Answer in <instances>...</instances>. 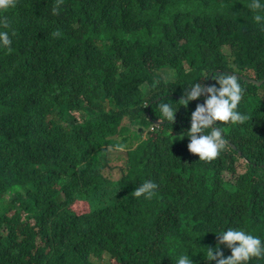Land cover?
Listing matches in <instances>:
<instances>
[{
	"label": "trees",
	"instance_id": "1",
	"mask_svg": "<svg viewBox=\"0 0 264 264\" xmlns=\"http://www.w3.org/2000/svg\"><path fill=\"white\" fill-rule=\"evenodd\" d=\"M202 1L14 0L0 10L12 40L0 49V264H176L203 257L214 246L203 231L222 225L264 240V84L253 83L264 80V23L250 0ZM161 17L171 23L153 20ZM129 37L149 44L142 67ZM38 41L55 47L49 61L32 50ZM168 63L179 78L165 91ZM223 72L240 75L237 111L248 119L218 121L228 143L200 161L182 137L199 103L184 106L179 126L159 104L177 110L183 88ZM150 131L156 139L142 140ZM140 155L163 186L154 200L131 195ZM127 157L120 180L106 176ZM227 202L246 207L228 224ZM78 203L88 211L73 210ZM192 232L203 236L187 244Z\"/></svg>",
	"mask_w": 264,
	"mask_h": 264
},
{
	"label": "clouds",
	"instance_id": "2",
	"mask_svg": "<svg viewBox=\"0 0 264 264\" xmlns=\"http://www.w3.org/2000/svg\"><path fill=\"white\" fill-rule=\"evenodd\" d=\"M200 3L204 5L202 0H200ZM12 6H14V0H0V10H5ZM247 7L250 11L255 13L254 20L258 24L264 23V0H250ZM207 8L211 13L212 8ZM55 12L56 9L54 8L53 13L55 14ZM153 20L156 23H171L169 19L163 17L154 18ZM6 27L7 22L5 20H0V29ZM124 40L133 46V51L130 53L132 62L134 65L142 67L146 59L149 44L136 37H129ZM32 43V50H35L37 55L46 53L48 61L51 55L55 53V47L48 41ZM114 43L115 41L108 42L111 47ZM11 44L12 40L10 39L9 32L0 30V49H8L10 51ZM165 46L168 47L169 54L173 48H175V46H169V41L165 43ZM209 73L203 78L205 81L209 78ZM160 76L164 79L165 91L168 90V85L170 83L176 84L179 78L177 70L171 67L169 63L167 67L162 70ZM238 77H240V75L231 72L213 73L211 74V79L214 83H211V79L209 83H201L199 80L191 83L189 87L183 88V98L180 100L183 106H180L177 110L173 109L172 105L169 103L161 102L159 104L161 117L166 122L169 121L179 126L180 124L184 125L187 120L184 106H188L189 108L190 104L199 103L191 112L189 117L190 128L187 129L186 134L185 132L183 133L182 137L187 136L189 138V143L187 145L188 151L198 155L200 161L213 160L225 148L226 143H228L224 136L225 133L222 132L223 130L216 126L218 121L230 122L233 125H237L243 124L248 119L247 115L237 111L245 91ZM263 82L264 80L259 82L253 81L257 86H262L264 84ZM117 83L118 81H115L112 92L116 90ZM165 121H155L154 124L156 126H161L166 123ZM206 130L208 131L206 132ZM143 136L144 138L142 140L148 137L156 139V134H154L153 131L146 132ZM100 142L102 141L98 140V142H96L97 145H99ZM139 146L138 144L135 148L136 151ZM120 148H123V146H118V150H120ZM121 151H125V149H121ZM126 159H128V157ZM138 160V170H128L134 174L136 183L139 185L131 195L135 198L143 196L142 199L154 200L157 197L155 193H164L163 186L159 182L148 178L149 172L145 170V168L151 165L146 162L141 155L138 157ZM116 164L117 162L110 161L109 167L111 168L105 170L106 176L110 177L111 174L114 175V179L112 180H120L123 177L122 171H125L115 166ZM8 201H10V197ZM4 204L5 203L0 204L1 209ZM232 204L233 203L230 202L221 204V210L224 214V223L227 222L228 224L229 219L232 220L233 217L246 209L245 205L242 203L237 206ZM186 206L187 208L190 206L188 202H186ZM161 207H163L162 204ZM25 217L26 216H24V218ZM31 221L35 223L34 219ZM203 232L204 235L207 234L206 237L209 241L214 239L213 248H201L202 251L200 252L204 254L201 258L189 257L188 254H182L178 257L176 264H260V260L264 258V240H262L260 236L250 233L247 228L229 227L225 229L222 225L218 230ZM200 236H203L202 233L198 236L193 232L190 233L187 244L197 241ZM47 248L48 246H44V250ZM94 263L97 264L95 260Z\"/></svg>",
	"mask_w": 264,
	"mask_h": 264
},
{
	"label": "rangeland",
	"instance_id": "3",
	"mask_svg": "<svg viewBox=\"0 0 264 264\" xmlns=\"http://www.w3.org/2000/svg\"><path fill=\"white\" fill-rule=\"evenodd\" d=\"M194 6V5H193ZM178 140H181L180 138H178ZM115 166H117V167H119V168H121V169H127V159L126 160H124V161H122V162H119V163H117ZM72 209L73 210H75L78 214H80V213H86V211H88V209H89V206H88V204H86V203H83V204H76V205H74L73 207H72ZM0 211H2V209L0 208ZM106 261H107V258H105L104 259V261H101V260H95V262L97 263V264H105L106 263Z\"/></svg>",
	"mask_w": 264,
	"mask_h": 264
},
{
	"label": "water",
	"instance_id": "4",
	"mask_svg": "<svg viewBox=\"0 0 264 264\" xmlns=\"http://www.w3.org/2000/svg\"><path fill=\"white\" fill-rule=\"evenodd\" d=\"M264 83V82H263Z\"/></svg>",
	"mask_w": 264,
	"mask_h": 264
}]
</instances>
